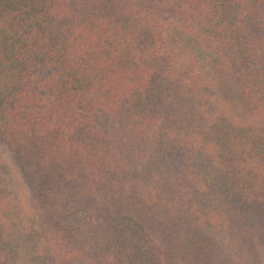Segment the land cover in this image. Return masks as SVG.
Returning <instances> with one entry per match:
<instances>
[{"label":"trees","instance_id":"1","mask_svg":"<svg viewBox=\"0 0 264 264\" xmlns=\"http://www.w3.org/2000/svg\"><path fill=\"white\" fill-rule=\"evenodd\" d=\"M0 133V264H264V0H0Z\"/></svg>","mask_w":264,"mask_h":264},{"label":"rangeland","instance_id":"2","mask_svg":"<svg viewBox=\"0 0 264 264\" xmlns=\"http://www.w3.org/2000/svg\"><path fill=\"white\" fill-rule=\"evenodd\" d=\"M185 159V158H184ZM184 163L180 165L179 168V177L170 184L172 187L171 194L172 197L169 195V197H165L164 200H172L174 198L176 202H181L182 200H187L189 204L196 205L198 203V200H203L205 203L206 201H211L216 203L215 197L212 196H206L205 191L203 192L201 184H197L198 180L195 181V183H192V177L188 179V176L191 174H197V171L195 173L193 171H189V167H191L190 161L183 160ZM182 161V162H183ZM0 165L3 168V175H1V178L6 181V186H8V190H10V195L14 198H21L29 196V190L27 188V185L25 184V180L20 172V169L18 165H16V162L13 158L12 151L3 138V136L0 133ZM4 165V166H3ZM5 183V182H4ZM203 184V183H202ZM209 186V182L207 183ZM180 198H183L180 200ZM206 201H205V200ZM201 203V201H200ZM202 209V218L204 217V213H210L217 211L219 215V210L216 207L210 206L205 207L201 206ZM223 212V211H222ZM226 219V222L228 225H232V232L231 235L233 236V242L237 245L238 251H240L241 256L245 259L247 262H254V264H257L260 260L259 255L256 253V249H254L255 244H253V234H251L250 228L246 226L245 222L241 218V215L230 211L225 212V216L223 217ZM210 220V219H209ZM188 222V221H187ZM191 222V221H190ZM192 226L191 224H189ZM195 230L197 232L204 235L207 233V229H204L201 225L195 227ZM230 234V233H229ZM207 235V234H206ZM228 240H231L228 238ZM247 240V241H246ZM214 241V240H213ZM211 243V242H210ZM226 243V242H225ZM259 243V242H258ZM214 244L222 245L221 239L215 240ZM259 250V249H258ZM262 253H264V250L261 249ZM254 255V257H253ZM255 255L258 256V259H256ZM231 259V258H230ZM228 260V256L226 258ZM233 264H242L240 263L239 259H231ZM262 262L264 261V258H261ZM221 264V263H219Z\"/></svg>","mask_w":264,"mask_h":264}]
</instances>
